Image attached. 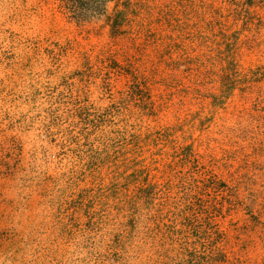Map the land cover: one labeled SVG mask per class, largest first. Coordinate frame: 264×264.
Here are the masks:
<instances>
[{
  "label": "trees",
  "instance_id": "trees-1",
  "mask_svg": "<svg viewBox=\"0 0 264 264\" xmlns=\"http://www.w3.org/2000/svg\"><path fill=\"white\" fill-rule=\"evenodd\" d=\"M53 1L71 20L101 22L116 44L64 76L56 116L67 119V139L88 171L109 173L108 183L79 190L72 217L82 215L88 232L114 237L134 264H241L228 253L224 222L234 225L249 189L230 159L194 135V124L208 134L217 125L231 145L251 125L232 129L214 117L222 109L241 118L253 99L264 125V68L241 63L243 31L262 21L264 0ZM119 77L126 84L115 95ZM96 90L104 104L92 100ZM206 98L208 116L200 110Z\"/></svg>",
  "mask_w": 264,
  "mask_h": 264
},
{
  "label": "rangeland",
  "instance_id": "rangeland-1",
  "mask_svg": "<svg viewBox=\"0 0 264 264\" xmlns=\"http://www.w3.org/2000/svg\"><path fill=\"white\" fill-rule=\"evenodd\" d=\"M260 14L262 21L255 20L241 37V63L246 68H264V11ZM114 47L101 22L71 20L53 0H0V264H134L114 237L88 232L84 217L70 214L79 190L108 183L109 173L88 171L77 146L67 139V119L56 116L64 76L72 75L84 56L97 63ZM125 84L124 77L114 80L112 92L118 95ZM258 85L264 96V80ZM101 97L96 90L92 100L104 104ZM209 102L206 98L200 109L205 116L211 113ZM257 106L248 100L241 118L218 109L214 121L219 125H251L250 132H234L240 137L231 145L220 139L217 125L208 134L194 124V135L230 159L232 170L241 172L249 189V210L233 214V226L228 219L224 222L228 253L241 264H264V143L255 142L263 138L264 125ZM252 118L259 121L251 123ZM165 122L173 120L164 118L161 123Z\"/></svg>",
  "mask_w": 264,
  "mask_h": 264
}]
</instances>
